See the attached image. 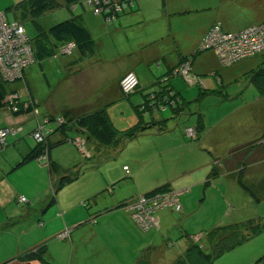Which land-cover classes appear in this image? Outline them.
<instances>
[{
    "label": "rangeland",
    "instance_id": "374dc122",
    "mask_svg": "<svg viewBox=\"0 0 264 264\" xmlns=\"http://www.w3.org/2000/svg\"><path fill=\"white\" fill-rule=\"evenodd\" d=\"M60 3H64V1L60 0ZM24 10L25 8H22L21 11L6 9L8 21L16 19L21 23L20 20H22L31 39H35L38 35L40 26L47 29L59 21L68 19L71 16V12L86 17L88 11H93L89 5V0H79L77 4L71 7L65 5L56 7L53 11L46 12L37 18L29 15ZM121 16L111 22H107L102 16L107 24V33L109 27L113 26L114 21ZM138 30L132 28L130 35L128 37L125 35L123 41L122 49L127 50L126 54L129 55L131 61L147 56L151 50L148 45L143 46V44L138 42L135 43L137 33L140 32ZM95 35L98 44V46H95L96 52H99L103 47L101 40L107 41L105 44L107 53H110L109 50L114 49L116 39L108 38V34L104 33ZM161 37H166L171 47H174L172 43L174 36L172 34L167 33ZM209 51H203V53L195 57L197 59L193 72L196 75L198 74L201 79L200 83L192 86L183 75L171 79L172 86L175 87L182 97L184 111L179 115H174L173 110L168 108L169 114L166 113L165 116L170 115L171 118L174 117V120L173 122L169 121L166 128L164 127V131L159 129L161 125L159 124V128L153 132L162 134L158 135L159 137L153 136L151 132H148V138H135L130 141L125 138L124 131L131 127L134 116H141L137 110V94L128 96L122 90L120 91L119 88L116 89L115 86H117L118 81L113 79L115 70L123 71L127 68L129 65L128 60L123 62L121 58H118L119 54L107 56V60L102 64L96 65V69V66L89 67L88 72L80 78L82 86H79L78 91L76 90L74 93L68 85L66 80L68 74L65 73L60 60L45 59L51 63V66L45 70L47 71V78L42 73L43 70H41L39 63L35 62L32 64L31 85L39 90L43 88V91L51 92L60 105L62 101H65L64 105L71 108L80 103H92V99L100 96L97 103L101 106L105 105L120 138L121 145L118 150L109 151L106 150L108 147H103L100 151H90L92 148L95 149V144L86 142L84 148H81L85 152V154H82L80 149L74 143L68 142V138H66L69 137V139L75 140L81 133H78L76 129L70 130L67 128L63 142H54L55 136L49 137L52 164L54 165L51 174H49L48 166L41 163L36 157L26 163H19L13 169L10 168L6 172L5 179L0 181V185L4 186L5 190L7 188L10 193L15 191V197L20 195L19 197L23 196L26 198V201L21 202L19 200L20 202L17 203L21 208H29L32 205V195L35 194H38L35 198L41 202L42 198L40 197H43V193L47 190L59 202L61 201L67 206L68 204L78 206L72 210L75 215L79 211V213L84 212L87 216L89 213L85 207L87 206L88 209L93 207L94 213L84 219V221L90 220V222L84 225L82 229L87 230L97 224L101 227H106L103 230L99 229L96 235L91 232L92 230L87 231V238L80 241V250L73 254L72 264H79L77 256L87 257L84 264H142L144 260L148 261V264H176L175 262L179 256L187 254V248L184 246L192 245L191 242L204 246L207 254L212 255L210 261L202 259L203 264H263L260 259L264 256V200L259 206L256 203L250 206L251 204L247 205L241 199L245 196L249 198L250 202L252 200L257 202L256 199L239 185H223L222 181L215 183L214 178L210 179L209 184L206 182L209 180V172L214 165L215 159L226 156L234 148H239L238 154L241 155L238 159L240 161L243 160L242 156L245 152H248L247 149L251 150L254 146L257 152L253 151L249 158L257 157L259 151L264 152V133L260 134L259 138H257L258 136L249 135V129L252 128L249 127L250 125L264 123V96L259 93L256 85L250 81L251 71L264 64V53L240 59L231 64H224L218 55L213 52L215 50L207 54L209 58L206 62L203 61L204 59L200 56ZM73 52H76V49ZM63 55L68 56L70 54H64L60 50L58 56ZM191 58L189 57L188 59ZM151 65L155 67V64L152 63ZM166 66L164 63L162 67L164 71ZM92 70L94 71L90 72ZM136 70L139 76L144 75L145 79L149 76L147 75L148 70L143 66H136ZM156 70L157 68L155 67ZM76 71L74 70V72ZM155 71L156 78L162 75ZM210 72L213 75L219 74L222 77V84H218L216 78L213 75H209ZM92 74L94 76H91ZM79 76H82V74ZM85 76L88 78L89 83L82 84ZM170 77L169 72L164 76V80L169 81ZM48 79L54 88L60 86L58 92H52L54 88H50ZM153 80L155 81V78ZM203 81L207 83V89H204L201 85V83H204ZM61 89H63V93ZM153 89L158 90V86H154ZM77 101L80 103H77ZM250 103H256V106L249 108ZM39 107L37 109L41 111ZM235 108H238V110L235 111ZM253 110L258 116L253 114ZM2 112L9 113L10 111L8 107H0V113ZM200 114L203 116L205 133L203 131L199 136L200 133L198 131L200 128L195 125L198 124ZM145 116L143 118L147 121ZM0 117L2 118V114H0ZM223 117L228 118L223 124L214 126L206 135L208 123L213 122L215 125ZM231 120L236 121L237 125L242 123V126H235L236 131L231 128L227 129V122ZM170 123H174L173 126ZM189 125H193L192 136L189 135L190 131L185 128ZM148 129L146 128L144 131ZM31 133L26 134L25 138L21 136L20 142L15 148L23 154L20 156L17 155L18 152H14V156L16 155L17 157V163L36 149V146L39 147V145L42 146L47 143L46 140V143L38 144ZM204 137L206 138L205 141H203ZM198 138H201L202 142L201 139H199L200 143L195 141ZM255 139L258 140L254 141ZM179 141L181 143L186 141V143L181 145ZM204 143L205 146L203 145ZM163 148L170 149L165 154L155 153ZM242 149L244 151L240 152ZM233 162L230 160L231 165H233ZM124 164H127L133 170L134 178L129 186V191L133 187V194H137L135 197L139 198L147 194L144 191L161 185L162 177L176 178L174 182L179 187L171 191L156 192L151 194L152 196L181 191L179 195L183 206L181 211H175L169 206H162L154 211L155 226L151 228L152 231L150 232L142 231V233H147L148 239L151 241L148 246H139L142 239L135 233L133 236H127L125 229L119 230L113 226L115 225L114 215L107 214L104 207H100L104 205L106 197H111L108 195L107 189L113 184L117 185L119 183H117L118 177L123 174V179L126 180L125 171L123 170ZM112 170L114 173H111ZM66 175H73L75 178L72 182L60 187L59 181ZM111 179L114 180L111 181ZM186 182L188 184H184ZM231 186L233 187L232 189ZM238 194L241 195L238 196ZM135 197L132 198L134 199ZM11 198L13 203L17 201L14 196H11ZM96 205H99V207L96 208ZM62 210L66 211L65 209ZM253 218H260L261 220L259 231H253V229L236 230L233 233L227 232V234L223 235V229H215L219 226L225 227L233 223L246 222ZM133 222L138 224L134 220ZM50 224H52V221ZM138 226L143 230L142 226L139 224ZM64 231L69 233L70 228H66L58 235L64 233ZM219 234L223 236L216 238L217 244L214 246L209 236L214 237ZM10 238L13 242L14 238L12 236ZM59 238L48 241L49 251L55 253L58 261H56V264H69V259L72 255V242H66L61 237ZM145 238L144 235V240ZM2 244H4L3 239ZM43 246L46 248V245ZM67 246L70 251H68ZM138 246L141 248L135 250ZM183 247L185 248L184 252L181 250ZM23 256L24 253H21L17 257L22 260L20 262H23L20 263L18 261V264H26L25 260L22 259ZM45 257L48 259L47 256ZM188 258V261H194L196 259L195 253ZM48 260L53 264L50 259ZM3 262L9 263L5 259Z\"/></svg>",
    "mask_w": 264,
    "mask_h": 264
},
{
    "label": "crops",
    "instance_id": "0c3cea01",
    "mask_svg": "<svg viewBox=\"0 0 264 264\" xmlns=\"http://www.w3.org/2000/svg\"><path fill=\"white\" fill-rule=\"evenodd\" d=\"M21 1L23 0H0V9L6 11V9L10 8L11 6L14 7L17 6V4L20 3ZM134 3L135 4L132 8H128L124 12H122L123 13L121 14L122 16L119 15L121 17L116 21H114L113 26L109 27L108 33L106 30L107 24L103 19L104 16L102 17V15H97L93 11H88L86 17L71 12V16L68 18L70 19L76 16L81 18L83 24L90 31L95 42L97 39L95 34L100 35L101 33L108 34V38L116 39V41L114 42L115 44L114 49L109 50L110 53H107L106 51L107 48L105 44L107 43V41L101 40V42H103V47L100 49L99 52H95V54L93 55H89V56L86 55L84 57L81 56V54L80 55L77 54L78 52L77 53L72 52L68 56L66 55L58 56L57 54L56 56L53 55L52 58H48V59L50 60L53 59L52 61L60 60V64L64 68L65 73L68 74L66 76V80L73 93L76 90L78 91L79 86H82L80 83V78L83 77L88 72L89 67L102 64L104 61L107 60L106 59L107 56H115L119 54L118 58H121L123 62L127 60L129 62L127 68H125L123 71L115 70L113 75V79L114 80L117 79L118 81V83L116 84L117 86L115 87L116 89L119 88L120 91H121L120 80L127 72L134 71L136 72V74H138L136 70V66L140 65L145 67L148 70L147 75L149 76L147 77V79H145V77H143L144 75L139 76L138 74L139 86L136 89V91L133 93V94H137V98H136L138 100L137 110L139 108V110L142 111L143 113H141L138 110L141 116L139 115H137L138 117L134 116V121L131 124V126L135 124H140L141 126L142 125L150 126L149 129L143 132L139 137H137V139L148 138L149 137L148 132H151L153 136L156 135V137H159L158 135H162V134H156L153 132L157 128H159V124H161L159 129L163 131L161 129L162 121L168 119L163 122V124L166 123L167 125L169 124V121L173 122L174 117L171 118L170 115L165 116L166 113L169 114L168 108L172 109V106L165 105L163 106L164 107L163 108L159 106L160 103L158 101H156L154 98L151 99V93L157 91L156 89H153V87L157 85L158 89H163V87L167 86L178 92L175 89V87L172 86L171 83L172 81L171 79L177 76H173V77L171 76L169 81H165L164 76L168 74L170 69L176 67L178 64H181V62L182 63L186 62L187 60H191V73L193 74L192 76L199 77L198 74L196 75L193 72V67L197 59L195 57L200 53H203V51H199L197 53V49L200 46L201 38L203 37V35L210 29L212 25L216 23H220L225 30H230V31H238L252 24L264 23V0H134ZM53 10L54 9L49 11H53ZM18 11H21V8L18 9ZM132 28L139 29L138 31H140L139 33H137V37L135 38L136 39L135 43L138 42L140 44H143V46L148 45L149 47H151L152 50V51L150 50L147 56L145 57L143 56L139 60H135V61L130 60L131 58L129 57L128 54H126L127 53L126 49H122L125 35H127L128 37V35H130L131 33ZM94 32L96 33L94 34ZM167 33L172 34L174 36V40L172 42L174 47H171V44L166 37L160 38V36H163L164 34ZM147 37H148L147 40L148 42L146 41ZM156 41L158 42L156 43ZM96 46H98L97 42H96ZM211 51L206 52L205 54L200 56L204 59L203 61L206 62L208 60L209 56L207 54L210 53ZM213 52L216 53L215 51ZM189 57L190 58L193 57V58L188 59ZM152 63L155 64V67L157 68L156 71H155V67L151 65ZM164 63L167 65L165 71L162 68ZM39 65L41 67V70H43L42 73L47 78V71L45 70L46 68L51 66V63L47 62V60H42L41 63L39 62ZM32 67L33 65L27 68L26 76H25L26 82L28 84L27 86H29L30 91L28 88H26V90H23L25 88V85L23 86L22 83L15 84L13 87H18V89L23 90L22 92H24V99H28L29 97H31L36 101L37 107L40 106L39 108L41 109V111L38 110L39 117H45V116H53L54 118L65 117V119L68 121V119L70 118L79 117L81 115L91 112L92 110L105 107V105L101 106L99 103H97L100 96H98V98L96 99H92L93 102L88 104H81L80 102L77 101V103L80 104L74 105L71 108H68V106L64 105L65 101H62V104L60 105V103L56 101L55 99L56 97L53 96L51 92L49 93L45 90L43 91V88L42 90H39L31 85L30 76H31V70H33ZM96 68L97 66L95 67V69ZM74 70L77 71L74 72ZM94 70L90 72H93ZM154 71L159 72V74L162 75L156 78ZM212 72L214 73V71ZM80 74H82V76H79ZM209 75H213V74L210 72ZM91 76L94 75L92 74ZM154 78L155 81L153 80ZM203 82L204 83H201V85L203 86L204 89H207V83L205 81ZM87 83H89V80L85 76L82 80V84H87ZM189 83L192 84V86H194V84H197L198 82L197 83L189 82ZM48 84L50 88H54L53 84L50 83L49 79H48ZM59 88L60 86L55 87L52 92L54 91L58 92L60 90ZM61 90L63 93V89ZM179 96L181 97V95ZM145 99L146 101H149V105L146 104ZM142 104H145V108H142L141 106ZM249 105H250L249 108L255 107L256 103H250ZM234 110L236 111L238 110V108H235ZM252 112L253 114H256L258 116V114L254 112V110ZM0 114H2V118L0 117V127L6 128V126H8V127H15L21 129L20 131H17L15 134H10L7 137V146L6 148L3 149V151L0 152L1 155L0 181H1V179H5L6 172L10 168L13 169L17 167L19 163L20 164L24 163L23 160L26 157H24L21 161L17 163V157L16 155L14 156V152L15 151L18 152L17 155L20 156L23 154L15 148L16 146H18L21 136L22 138H25L26 134L31 133L33 129H35L36 118L30 113L20 116H16L15 114L11 113V111L9 113L2 112ZM144 116L147 117V121L145 120V118H143ZM227 118L228 117L220 118L221 121L217 122L215 125L213 122L208 123V130L206 131V135L214 128V126H219L220 124H223L227 120ZM170 124H172L173 126L174 123H170ZM192 126L193 125H189L186 127H192ZM235 126L241 127L242 123H239L237 125L236 121L234 120L227 122V129L231 128L233 131H236ZM249 127H252L251 129H249L250 136H254V137L258 136L257 138H259L260 134L264 133V123L262 124L255 123L250 125ZM217 130H219V128H217ZM66 132L67 130H64L63 132L56 131L50 136H55L54 142H63V137L66 135ZM50 136H48L47 139L49 146L51 144L49 141ZM78 138H80V136ZM205 139L206 138L204 137L203 141H205ZM257 140L258 139H255L254 141ZM185 143L186 141H183L182 143L180 142L181 145ZM203 145L205 146V143ZM117 146L118 145L115 144L108 146L106 150L115 151L117 149ZM35 148H36V152L33 150L31 153L33 154L38 153L39 150L38 147L36 146ZM101 149L103 148L101 147ZM169 149L170 148L167 149L163 148L162 150L160 149L155 153L165 154L167 153L166 151ZM244 149L240 150V152L244 151ZM49 151H50L49 152L50 161H52V152L50 149ZM80 151L82 152V154H85V152L82 149H80ZM90 151H96V150L92 148L90 149ZM247 151L248 152H245V154L242 156L243 157L242 161L238 159L233 162V165H231L232 168L230 170H227L223 165L221 161L223 157L216 158L214 161V165L217 164L220 167L218 171L219 174H216L214 177V182L218 183L219 181H222L223 185L224 184L239 185L238 177L240 171L244 170L242 175V182L258 196V198L260 199V203L259 201L255 202L254 200L250 202L249 198H246L245 196L241 200H244V202L247 205L251 204L250 206H252L253 203H256V205L259 206V204H261V202L264 200V154H263L264 152L259 151L260 153L258 152L257 157L249 158L250 154L253 151L257 152V150L256 147L254 146L253 149L251 150L247 149ZM238 153L239 151L236 152V154ZM238 155L240 157L241 154ZM235 162L236 164L234 165ZM125 166H127V164L123 165L124 171H125L124 169ZM129 169L131 175L128 176V174H126L127 172L125 171L124 174L126 180L123 179L124 177L123 174H121L120 177H118L119 179L117 183L118 182L119 183L114 187L113 193L108 194L111 197H106L104 205L100 207L101 208L104 207V209L106 210L105 212L107 214L114 215L113 217L115 218V225L113 226H115L117 229L119 230L125 229V233L127 236H133V234L135 233L138 237H141L140 239H142L141 240L142 242L140 243L139 246L144 247L146 245L148 246L151 243V241H149L147 233H142V231L150 232L152 230L151 229L148 231L144 229L142 230L138 226V224H135L133 222L134 219L132 220L131 218L132 217L131 213L123 205L126 204L128 201H130L132 197H135L137 195V194L136 195L133 194L134 193L133 187L129 191V186L131 185L132 180L134 178L132 174L133 170L131 169V167ZM111 173H114L113 170L111 171ZM49 174H50V170H49ZM161 179H162L161 185H157L156 187H154V189H148L144 192L147 193L149 190L153 191L165 185H169L171 189H177L176 187H179L174 182L176 178L162 177ZM112 180L114 179H111V181ZM256 183L258 186L256 185ZM184 184H188V183L186 182ZM232 188L233 187L231 186V189ZM43 194H44L43 197H40L42 198L41 202L40 200L35 198L38 195L35 194L32 195V199H33L31 200L32 205H30V207L27 209L26 207L21 208L20 206L17 205V203L20 202L19 200L22 196L19 197L20 195H18L17 197H15L16 196L15 191L13 193H10L7 190V188L5 190L4 186L0 185V264H18V261L19 262L22 261L17 258L21 253L25 254L31 251L36 252L37 249H39L40 251L42 250L43 245H46L45 256H47L48 259H50L53 262V264H56L57 257L54 252L49 251L48 241H51V239L53 240L55 238L60 239L58 234L63 230H65L66 228H70V232L67 236L63 237L62 239L66 240V242L68 241L72 242V247H71L72 255L70 256L69 259V264H72L73 254L75 252L77 253L80 250V246H79L80 241L83 240L84 238H87V234H86L87 231L92 230L91 232L96 235L99 232L98 231L99 229L103 230L106 227V226L101 227L99 224H97L94 227L91 226L89 229L83 230L82 229L83 226L90 222V220L84 221V219L91 216V213H94L93 207L91 209H87L88 210L87 212L89 213L87 214V216L84 212L79 213V211L75 215L72 212V210L74 209V207L76 208L78 206L69 205V204L67 206L65 203H62L61 201L59 202L57 198H55L54 200V197L50 194V192H48V190L45 191ZM240 195L241 194H238V196ZM11 196H14V198L17 199V201L13 203ZM98 207L99 205H96V208ZM62 209H65L66 211H63ZM51 221L52 224H50ZM144 235L146 237L145 240L147 242L144 240ZM11 236L14 238L13 242L10 238ZM2 239L4 241V244H2ZM191 243L192 245L195 244L194 242ZM190 245H185L184 247L188 249ZM139 246L136 247L135 250H139L141 248ZM184 247L181 249L182 252H184L185 250ZM67 248L68 251H70L68 246ZM4 259L9 263L3 262ZM22 259L25 260L24 258ZM85 259L87 260V257L84 258L83 256H77V261L79 264H84L86 262ZM25 262L26 264H43L42 261L38 260V258H34L33 260H25Z\"/></svg>",
    "mask_w": 264,
    "mask_h": 264
},
{
    "label": "built area",
    "instance_id": "2783aa9c",
    "mask_svg": "<svg viewBox=\"0 0 264 264\" xmlns=\"http://www.w3.org/2000/svg\"><path fill=\"white\" fill-rule=\"evenodd\" d=\"M89 4L95 14L104 16L108 22L115 20L120 13L134 6V2L131 0H89ZM75 47V43H69L62 47L61 52L70 54ZM208 49L215 50L221 62L224 64H230L243 58L262 54L264 53V23L252 24L238 31L225 30L220 23H216L212 25L210 30L202 37L197 53ZM35 62L31 39L24 25L18 20L8 21L7 14L0 9V73L2 78L5 81L11 82L21 80L24 77V70ZM170 75H183L189 82H199L198 77L192 76L190 60L174 67ZM138 86L139 77L134 71L127 72L120 80V88L128 96L133 94ZM163 88L166 92L160 102L161 107L165 105L176 106L178 97L175 96L173 89L167 86ZM23 96V93H11L7 97V103L17 111L18 108L15 100ZM154 97V93H151V99ZM24 100H26L27 103H32L34 106L36 126L31 135L38 144L46 143L48 136L53 134L60 125L65 123L66 119L64 117H39L36 101L31 97ZM141 106L145 108V104ZM20 130V128L14 127L0 129V151L7 145V137ZM187 130L190 131L189 135L192 136V130L194 129L188 127ZM69 141L74 143L79 149L84 148L86 143L83 137ZM37 158L41 163L46 165L50 164V156L47 148L44 149L43 152H39ZM124 169L130 173L128 166H125ZM112 192L111 189V193ZM180 194L181 191H172L165 194H157L155 196L144 194L139 198L135 197L134 199H130L127 204L123 205L131 213L134 221L142 226L144 230H148L155 226L153 219L155 210L162 206L176 207L178 210L182 209L179 198ZM20 201L24 202L26 198L22 196ZM68 234L67 231L58 236L63 238Z\"/></svg>",
    "mask_w": 264,
    "mask_h": 264
},
{
    "label": "trees",
    "instance_id": "16d2710c",
    "mask_svg": "<svg viewBox=\"0 0 264 264\" xmlns=\"http://www.w3.org/2000/svg\"><path fill=\"white\" fill-rule=\"evenodd\" d=\"M63 1H64V3H60L59 0H23L20 3H18L17 6H15V7H16L17 11L20 8L21 9L25 8L24 11L26 13L33 16L34 18H37V17H40L41 15L45 14L49 10L55 9L56 7H60L63 5H67L68 7H71L72 5L77 4V1H79V0H63ZM15 7L11 6L8 9H14L15 10ZM132 7L133 6H131L129 8H132ZM5 13L7 14V11H5ZM20 21L24 25L23 21L22 20H20ZM111 21H113V20H111ZM111 21H109V22H111ZM72 42L76 44V47L74 48V49H76V53L78 52L77 54H79V55L81 54V56L85 57L86 55H88V56L93 55L96 52L95 51L96 42H95L93 36L91 35L90 31L88 30V28L83 24L81 18H79L78 16L60 21V22L52 25L51 27H49L47 29H44L40 26L38 35L35 37V39H31L32 50L34 51V56H35L36 62L41 63L42 60L52 58L53 55L56 56L59 53V51L62 49V47L66 46ZM204 51H207V50H204ZM254 56H256V55H254ZM243 59H245V58H243ZM26 70H27V68L24 70V77L21 80H17L14 82H6L2 78V76H0V107L1 108L8 107L9 110L11 111V113L15 114L16 116L26 115L29 113L32 114L33 116H35L33 104L27 103L26 100H24V96L19 97L15 100L17 103L16 106L18 108L17 111H15L14 107H11L7 103L8 102L7 97L11 93L18 92V93L24 94V92H22V91L26 90V88H28L30 91L29 86H27L28 84L26 82V77H25L26 76ZM169 72H172V69H170ZM216 77H217V82L221 83L220 75H218V74H216V76L214 75V78H216ZM200 80L201 79L199 78L198 83H200ZM250 81L256 85L259 93L264 96V64L261 67L256 68V69L251 71ZM18 83H22L23 86L25 85V88L23 90H20V89H18V87H13L15 84H18ZM173 91L175 92V96L178 97V100H177L176 106H172V105H170V106H172V109H173V112L175 113V115L176 114L179 115L184 111V104H183L181 97L179 96L180 94L178 92H176L175 90H173ZM165 92L166 91L164 90V88L158 89L156 92H154V95H155L154 99L160 103L162 101V97H163ZM172 97L176 98L174 96H172ZM145 101H146V99H145ZM146 104L149 105V101H146ZM159 106L161 107V105H159ZM138 110H139V108H138ZM140 112L143 113L142 111H140ZM65 116H66V114H65ZM50 117L54 118L53 116H50ZM202 117L203 116L200 114L198 124L196 125V127L200 128L198 131L200 133L199 136L201 135V132L205 131V125H204ZM166 120H168V119H166ZM166 120H164V121H166ZM164 121H162V126H161V129L163 131H164V127L166 128V126H167L166 123L163 124ZM149 127L150 126H148V125H142L141 126L140 124H135V125L131 126L130 128H128L124 131L125 138L127 140L135 139V138L139 137L141 135V133L146 128H149ZM152 127H153V125H152ZM67 128H69L70 130L76 129L78 133H81L80 137L85 138V140L88 144L89 143L95 144V150L96 151H100L101 147L102 148L108 147V146H111L114 144L118 145L117 146V149H118L119 146L121 145L120 144V138L118 137V132L112 123L111 117L108 114L106 107H102V108L92 110L91 112L86 113L84 115H81L79 117L70 118V119H68V122L66 120L65 123L60 125L55 130V132L56 131H62L63 132L64 130H67ZM186 128H188V127H186ZM67 138H68L67 141L73 140V139H69V137H67ZM199 139H201V138H198V140H196L198 143H200ZM46 148L48 149V152H50L49 151L50 147H49L48 142L46 143V145H42V146L39 145L38 153L43 152L44 149H46ZM238 149L239 148H234L232 151H230V153L228 155H226L225 157H223L221 159V161H222V163L226 169H227V167L229 170L232 168L231 164H230V160H232V161L238 160L239 155L236 154ZM34 151L36 152V149H34ZM38 153H35V154L31 153L30 155H28L23 160V162L25 163L30 159L36 158L38 156ZM49 163L50 164L47 166H48V169L50 170V174H51V171H52L54 165L52 164V161H50ZM219 167L220 166H218L217 164L213 165V167L211 168V170L209 172V180L206 182L207 184H209L211 178H214L216 174H219V172H218ZM243 171L244 170L240 171V174L238 177L239 178L238 179L239 185L243 188L244 191H246L248 194H250L252 197H254L257 202L259 201V203H260V199L258 198V196L248 186H246L242 182ZM130 175L131 174L129 173L128 176H130ZM74 178L75 177L73 175L63 176L59 181V186L62 187L65 184L72 182L74 180ZM115 186H116V184H113V186H111L107 189L108 194H111V189H112V191H114ZM109 190H110V192H109ZM171 190H173V189H171L169 187V185H165V186L159 187L153 191L147 192V194L151 195V194L156 193V192H165V191H171ZM53 197L55 200V196H53ZM180 203H181V200H180ZM181 205H182V203H181ZM85 208L88 209L87 206ZM173 210L181 211L182 209L178 210V209H176V207H174ZM260 221H261L260 218H258V219L253 218V219L247 220L246 222L233 223L232 225H228L225 227L219 226L218 228H215V229H223L224 230L223 235L227 234V232L233 233L236 230H252L253 229V231H255V230L259 231L260 227H261ZM255 222H257V223H255ZM150 229H148V230H150ZM214 233H216V232H214ZM223 235L219 234V235H215L214 237L209 236V239L212 240V243L215 246L217 244L216 238L219 236H223ZM45 253H46V248L43 246L42 250H40V251H39V249H37L36 252L31 251V252L25 253L23 258L25 260H31L34 258H38V260L42 261L43 264H51L49 262V260L45 257ZM193 253H195L196 259L194 261L190 262V261H188L189 260L188 257L189 256L191 257ZM202 259H204L206 261H210L212 259V255L207 254V251L204 249V246H200V244H193V245L189 246V248L187 249V254L184 256H179L175 263L176 264H203ZM260 261H262V263L264 264V256L260 259ZM142 264H148V261L144 260V262H142Z\"/></svg>",
    "mask_w": 264,
    "mask_h": 264
}]
</instances>
